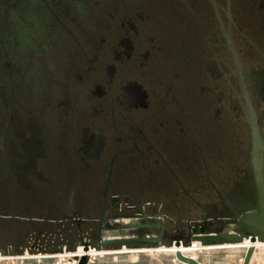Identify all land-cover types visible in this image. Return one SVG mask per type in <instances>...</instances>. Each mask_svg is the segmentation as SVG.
<instances>
[{
  "label": "rangeland",
  "instance_id": "obj_1",
  "mask_svg": "<svg viewBox=\"0 0 264 264\" xmlns=\"http://www.w3.org/2000/svg\"><path fill=\"white\" fill-rule=\"evenodd\" d=\"M216 3L227 25V0ZM107 4L116 8V14L108 11L100 33L103 46L96 52L99 60L92 61L96 72L83 71L75 62L69 67L64 57L72 46L64 42L65 54L44 51L41 68L28 71L19 88L0 84V148L11 140L15 152L14 180H8V188L0 184V257H9L0 264H51L32 258L37 256L32 247L37 231L51 229L39 220L57 215L46 206L49 200L52 203L48 160L60 158L66 164L70 147L80 159L83 134L95 136L101 144V168L95 178L74 180L75 202L67 209L97 218L95 227L101 203L91 194L99 192L115 153L121 157L113 193L129 197L137 208L144 197L145 212L159 208L171 220L180 217L186 223L201 220L205 207L215 199L210 182L223 191L224 181L244 167L250 142L248 119L240 94L231 89L236 71L206 0H110ZM229 12L234 23L230 34L244 76L263 77L264 0H230ZM131 13V28L126 25L129 35L120 38L119 14ZM28 62L36 65L33 59ZM252 97L257 112L264 110V92ZM9 107L17 125L14 135L6 137ZM261 121L264 125V118ZM30 130L36 132L40 162L35 156H22L21 143L28 141ZM24 160L28 163L18 164ZM62 205L66 209V203ZM111 222L123 229L117 222L128 221ZM91 242L97 244L96 239ZM155 254L168 253H144Z\"/></svg>",
  "mask_w": 264,
  "mask_h": 264
},
{
  "label": "flooded vegetation",
  "instance_id": "obj_2",
  "mask_svg": "<svg viewBox=\"0 0 264 264\" xmlns=\"http://www.w3.org/2000/svg\"><path fill=\"white\" fill-rule=\"evenodd\" d=\"M110 0H0V84L1 87L6 89L19 88L26 79V74L36 67L41 68V61L44 51H50L54 49L58 56L59 53L67 51L64 48V42H68L72 46V51L68 50L65 55V62L69 67L74 65V62L83 71H95L96 67L92 61L99 60L97 57V51L102 48L104 41L103 36L100 35L102 28L107 22L106 16L108 11H115L116 8L108 6ZM216 3V0H214ZM209 4L214 20L217 24V31L221 35L223 42L226 44L229 51L233 65L236 71V76L230 81L231 89H236L240 94V100L244 110V115L248 119L250 142L249 151L244 156V167L242 170H238L232 178H227L224 181L225 190L221 191L219 185H214L210 182V187L214 190V200L212 203L205 207V215L199 220L203 219L211 220L215 224V220H218V216L224 210V205L231 204L234 198H242L247 190L250 188L255 190L261 188L264 190V137H261V131L264 132V125H262L261 119L264 118V110L257 112L256 101L252 95L258 91L264 92V72L261 75L245 77L242 72V66L238 56L237 48L233 42L230 34V25L234 26L230 12L229 4L230 0H227V12L226 23L224 24L216 3V9L222 23L224 32L228 34L230 41L235 47L237 58L240 64V72L236 66L234 55L230 49L229 43L224 36L221 26L215 16V11L212 3L206 0ZM120 6V5H119ZM228 14L230 17H228ZM118 35L120 38L128 37L129 27L131 28V20L133 19V13L130 15L119 14ZM129 26L127 28V26ZM244 40L246 37L241 35ZM100 40V41H99ZM26 47V48H25ZM26 53V54H25ZM27 56L28 60L23 58ZM91 58H90V57ZM263 58L264 55L262 54ZM34 60L36 65H29L28 61ZM71 62V63H70ZM32 67V68H31ZM49 67V66H48ZM53 68L56 64L52 65ZM100 71V70H99ZM84 82L83 84H87ZM9 96V93L7 94ZM11 99V97L9 96ZM19 99V98H18ZM7 123L5 124L4 131L6 137H11L16 131L17 123H13V113L8 109ZM29 115L31 113L27 112ZM251 113L255 114L258 129V141L256 148V156L253 155V137L251 126ZM31 131V130H30ZM36 132L31 131L28 141L21 143L24 148L25 158H32L35 156L37 159L39 156V150L36 139ZM42 133V131H41ZM74 131H71L73 135ZM70 134V135H71ZM5 138V137H3ZM43 142L44 136H43ZM41 142V143H43ZM71 145V141L69 142ZM81 158L76 159L75 154L72 153L71 147L69 150L70 159L65 164L61 159L52 162L48 160V164L51 173V197L50 201L45 205L50 211L56 212L55 218H44L39 220L42 225L49 224L50 228L45 229L41 227L36 233V241L38 248H43L44 251L52 252L54 250L59 251L62 247L67 250H73L77 247V244L85 241L89 245L99 247V241L97 240L101 231L105 230V225L109 224L112 220L121 219L123 215H132L139 213L140 210L146 205L144 197H141L138 201L139 208L136 204L130 202V198L125 196L121 197L113 193V190L117 188V163L121 154L115 153L111 156L108 162L107 172L105 174L102 186L91 195L94 196L97 202L100 201L101 216L98 218V224L95 227L93 225L97 218L87 217L81 211H75L67 208H73L75 202L76 193L71 190V185L74 180L81 178L87 180L95 178L99 169L101 168L100 154L101 144L96 141L95 136L86 134L82 135L80 141ZM46 145V144H45ZM148 149L152 151L153 146L148 143ZM13 144L11 140L7 141V144L0 148V167L5 168V173L8 180L12 179L11 176V164L12 154L14 153ZM133 148L136 149V145L133 144ZM153 153V151L151 152ZM156 161V160H154ZM28 163L27 161H19L18 164ZM36 162H40L38 159ZM65 164V167L62 166ZM100 165V166H99ZM63 171L59 173L57 169ZM56 169V170H55ZM65 169V170H64ZM31 171L29 172L30 175ZM16 177V176H14ZM209 182V181H208ZM226 191V192H225ZM42 196H44L42 194ZM48 200V199H47ZM62 202L66 203V209L62 205ZM84 204V201H80ZM148 205V204H147ZM97 206V205H96ZM98 209V207H96ZM22 213L21 210L15 211ZM69 212V213H68ZM127 212V214L125 213ZM145 212V211H144ZM72 216L73 214L87 217L92 220L79 221L67 220L61 216ZM145 213H158L164 217L165 234L163 241L168 242L171 237L176 239L184 236L186 226L190 223L199 222H184L180 217L171 220L170 217H166L158 210H148ZM23 214V213H22ZM116 217V219H114ZM103 218V220H101ZM170 222L169 225L166 223ZM112 224H114L112 222ZM217 224L214 225L215 228ZM95 231L97 236L95 238ZM97 240V244L91 242V240ZM36 246V245H34Z\"/></svg>",
  "mask_w": 264,
  "mask_h": 264
},
{
  "label": "water",
  "instance_id": "obj_3",
  "mask_svg": "<svg viewBox=\"0 0 264 264\" xmlns=\"http://www.w3.org/2000/svg\"><path fill=\"white\" fill-rule=\"evenodd\" d=\"M215 11V16L221 26L222 32L226 37L230 49L234 55L236 66L240 72V64L237 58L234 45L229 39L227 33L224 32L220 21L216 3L209 0ZM228 17L229 14H228ZM251 126L253 137V155L256 156V148L258 141L257 121L254 113H251ZM61 216L67 220L89 221L87 217L73 214L72 216ZM116 219V217H114ZM121 219L127 220L129 224L120 225L118 228L112 222L105 225V230L116 231L122 230H139L143 234L140 235H124L121 237L106 238L104 232L101 231L97 240L99 247L89 244H82L84 252L88 251V247L96 249L97 252H130V251H157L160 249L175 248L173 257L177 262L182 264H201L192 256L185 255L180 252L181 248L191 249L194 243H197L200 249L242 246L248 242L249 246L245 248L242 264H249L256 244L264 245V190L257 188L256 191L248 189L242 198H234L231 204L224 205V210L215 220L217 226L211 220L203 219L199 222L190 223L186 226L184 236L179 239L171 237L168 242L163 241L165 234L164 217L158 213H145L143 208L139 213L132 215H123ZM103 220V218L101 219ZM201 253V252H200ZM198 253V254H200ZM87 256L78 259V264H86Z\"/></svg>",
  "mask_w": 264,
  "mask_h": 264
},
{
  "label": "crops",
  "instance_id": "obj_4",
  "mask_svg": "<svg viewBox=\"0 0 264 264\" xmlns=\"http://www.w3.org/2000/svg\"><path fill=\"white\" fill-rule=\"evenodd\" d=\"M208 249H204L198 254L197 261L201 264H242L245 248L217 247ZM172 256L173 254L169 253L166 256H158V254L151 256L144 255V253H133V251L115 252V254H105V256L97 257L94 264H182L180 262L172 263ZM249 264H264L263 245L255 246Z\"/></svg>",
  "mask_w": 264,
  "mask_h": 264
},
{
  "label": "built area",
  "instance_id": "obj_5",
  "mask_svg": "<svg viewBox=\"0 0 264 264\" xmlns=\"http://www.w3.org/2000/svg\"><path fill=\"white\" fill-rule=\"evenodd\" d=\"M36 243L37 241L35 240V243L33 244L32 247L34 251L37 252L36 253L37 256H33L32 258L36 259L38 263L40 262V260H51V264H78V259H80L82 256H87L86 264H94L97 257L104 256V255H99V256L92 255L91 252H95V253H99V252H97L96 249H91L90 247H88L87 252H84V248L82 244L86 243L85 241L78 244V246L73 250H67L65 247H62L57 252L44 251L43 248L41 249L38 248V245ZM79 249L81 250V252H79ZM203 250L204 249H199L197 254H195V256L193 257L196 261L198 258V253L202 252ZM24 258L25 257L23 256L20 257L19 259H24ZM171 262L172 263L177 262L173 256L171 258Z\"/></svg>",
  "mask_w": 264,
  "mask_h": 264
},
{
  "label": "bare ground",
  "instance_id": "obj_6",
  "mask_svg": "<svg viewBox=\"0 0 264 264\" xmlns=\"http://www.w3.org/2000/svg\"><path fill=\"white\" fill-rule=\"evenodd\" d=\"M117 224L126 225V224H129V223L128 222L127 223L117 222ZM128 234L134 236V235L143 234V232L142 231H139V230H122V229H119V230H116V231H107V232H104V236L106 238H114V237L116 238V237H121V236L128 235ZM259 245H261V244H256V246H259ZM248 246H249L248 242H245L242 246H230V247H225V248H233V247L247 248ZM199 249H200L199 245L197 243H194V245H192V248L191 249L181 248L180 252L182 254H185V255L187 254V255H190V256L194 257V255L198 252ZM79 252H81L80 249H79ZM155 252L174 254L175 248L172 247L170 249H160V250H157V251H133V253H148V254L155 253ZM91 254L92 255L99 256V255L115 254V253L114 252H99V253L91 252ZM6 259H9V258L8 257L7 258L0 257V260H6Z\"/></svg>",
  "mask_w": 264,
  "mask_h": 264
},
{
  "label": "trees",
  "instance_id": "obj_7",
  "mask_svg": "<svg viewBox=\"0 0 264 264\" xmlns=\"http://www.w3.org/2000/svg\"><path fill=\"white\" fill-rule=\"evenodd\" d=\"M15 153V152H14ZM16 175L18 176V174L16 173ZM14 178H16V177H14ZM12 179H13V177H12ZM14 180V179H13ZM10 183V182H9ZM8 178H7V176H6V173H5V168H3L2 166L0 167V184H4L5 185V187H7L8 188ZM8 192V191H7ZM52 252H57L56 250H54V251H52Z\"/></svg>",
  "mask_w": 264,
  "mask_h": 264
}]
</instances>
